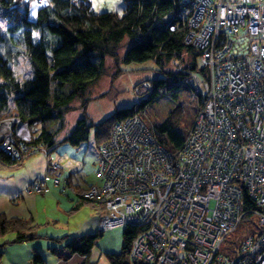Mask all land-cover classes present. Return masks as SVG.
I'll return each instance as SVG.
<instances>
[{
    "label": "built area",
    "instance_id": "1",
    "mask_svg": "<svg viewBox=\"0 0 264 264\" xmlns=\"http://www.w3.org/2000/svg\"><path fill=\"white\" fill-rule=\"evenodd\" d=\"M179 1L204 69L183 80L200 110L181 147L170 153L140 116L127 117L101 147V185L63 189L103 206L101 231L142 228L130 264H264V0ZM22 125L15 115L0 120V148L24 160L45 154L28 143L18 150ZM58 166L48 165L43 182L61 185ZM27 190L49 188L39 181ZM244 193L258 206V230L230 257L220 249L245 215Z\"/></svg>",
    "mask_w": 264,
    "mask_h": 264
},
{
    "label": "trees",
    "instance_id": "2",
    "mask_svg": "<svg viewBox=\"0 0 264 264\" xmlns=\"http://www.w3.org/2000/svg\"><path fill=\"white\" fill-rule=\"evenodd\" d=\"M45 3L38 9L36 18L31 19L30 0H0V18L5 17L9 22L8 34L0 28V44L6 41L8 45L6 54L0 53V120L15 115L20 118L21 123L27 125L29 139L13 134L18 150L27 143L41 147L54 144L56 132L42 125L37 133L36 124L55 118L63 119L74 99H80L81 106L86 108L89 102L87 92L106 73L107 57L113 60V78L123 71L122 63L147 60H153L158 69L165 73V76L154 79L152 83L147 81V87L152 89L148 91L145 102L155 100L160 87L166 86L169 90L173 86H184L188 89L183 80L192 72L204 71L198 64L201 50L185 40L187 28L178 16L181 8L179 0H126L127 5L122 14L112 11L96 12L89 0H47ZM2 9L4 12H1ZM124 42L127 49L120 57L119 49ZM19 43L24 45L33 69V76L23 80L15 75L10 64L15 56L10 44ZM18 54L17 51L16 55ZM12 95L13 110L9 108V98ZM199 110L198 103L196 114ZM173 114L163 122L151 124L144 120L136 106L117 110L98 124L89 122L85 115L78 119L67 140L79 144L88 138L91 126H98L97 138L103 143L117 122L138 115L153 131L163 148L174 154L181 147L192 125L184 130L178 129L171 118ZM3 139L2 135L0 144ZM23 161L17 155H9L0 148V168L19 166ZM48 165L52 166V163L49 161ZM52 170L50 168L51 172ZM65 183L72 186L68 181ZM86 188L75 189L80 193ZM83 203L103 208L82 196L74 208ZM242 208L245 215L234 232L242 231L256 217L255 210L258 206L246 193L243 195ZM39 226L41 224L34 217H9L0 214V239L13 236L12 239L0 242V264L6 244L23 243L41 237L37 233ZM141 231L142 228L135 225L123 228L122 251L108 254L113 264H130L127 253L133 239ZM255 232L254 229L249 235ZM101 235L102 231L99 229L54 239L63 243V247L70 252L88 257ZM235 243L234 241L228 247L227 253L221 252L234 256L242 242L238 246ZM31 261L33 264H46L36 247L32 248Z\"/></svg>",
    "mask_w": 264,
    "mask_h": 264
},
{
    "label": "rangeland",
    "instance_id": "3",
    "mask_svg": "<svg viewBox=\"0 0 264 264\" xmlns=\"http://www.w3.org/2000/svg\"><path fill=\"white\" fill-rule=\"evenodd\" d=\"M20 1V0H18ZM96 12L112 11L122 14L126 8V0H89ZM35 0H30L29 18L35 19L38 9L44 6ZM9 22L5 17L0 18V28L7 32ZM246 44V41L244 42ZM15 56L10 64L13 67L15 75L23 80L26 77L33 76V69L29 58L25 52L23 44H10ZM8 45L5 42L0 44V53L6 54ZM127 49L126 42L119 49L122 57ZM19 52L18 56L16 52ZM106 73L94 84L87 92L89 102L86 108L81 106L80 99H74L71 102V109L62 118H55L43 123H37V133L40 132L42 125L48 130L56 132L54 144L43 146L47 161L53 164H60L62 171L61 185L56 186L51 180L49 182L52 192H43L37 202L38 220L42 224L37 232H54V235L64 236L73 235L82 228L84 230H93L90 217L94 215L93 206L89 203H83L78 208H74L80 196L77 191L71 188L63 190V184L66 178H69L72 184L80 186H89L92 184L101 185L97 177V167L100 158V151L103 143L97 140V127L91 126L90 133L86 140L79 144H73L67 137L73 130L76 122L85 115L88 121L98 124L109 118L115 111L136 106L139 108V114L144 120L151 123H159L171 117L180 130L190 128L194 116L198 109V101L192 100L189 90L184 86H173L167 89L166 86L159 88L158 97L150 102H145L148 91L152 88L147 87V81L153 82L154 79L165 76L160 71L153 60L144 62L122 63V72L115 78L112 74L115 72L113 60L106 58ZM172 68V67H171ZM173 69V68H172ZM200 77L201 74L197 73ZM9 108L14 109V96L9 98ZM43 157V156H42ZM58 162V163H57ZM59 168V166H58ZM72 187V186H71ZM74 188V187H73ZM102 216V215H101ZM82 227V228H80ZM246 229H249L246 231ZM258 230L257 218L254 217L242 231L232 232L221 245V251L227 253L229 246H238L245 240L251 231ZM94 231V230H93ZM123 226L103 231L100 242L102 245H116L121 249ZM80 233V234H82ZM36 246L40 240L38 238L28 241ZM47 245L52 241H45Z\"/></svg>",
    "mask_w": 264,
    "mask_h": 264
},
{
    "label": "crops",
    "instance_id": "4",
    "mask_svg": "<svg viewBox=\"0 0 264 264\" xmlns=\"http://www.w3.org/2000/svg\"><path fill=\"white\" fill-rule=\"evenodd\" d=\"M21 132L24 139H29L30 134L26 124L21 126ZM1 136L2 132L0 129V138ZM18 136L21 137L20 135ZM47 160L45 154L37 152L26 158L19 166L0 168V214H5L9 217H34L35 220L41 224L38 220L39 214L37 211V202L41 198L39 195L44 191L27 190V188L33 186L34 183L41 181L42 186L48 187L49 193L52 192V187L49 185V182L51 181L45 183L42 180L48 169L49 163ZM58 165L59 168L53 172L60 175V178H63L62 171L59 170L61 166L59 163ZM66 181L75 188L78 187L81 189L88 187L74 185L69 178H66ZM92 208L94 209V215L90 217V221L92 222L93 227H95L93 230L96 231L100 229L101 215L104 210L98 205ZM82 229L80 231H82ZM93 230H84L85 232L83 233L94 232ZM80 231L73 235L82 233ZM37 233L41 235V237H38L40 242L36 246L31 245L29 242L6 244L3 247L1 264H33L31 261L33 247L38 248L39 252H41L44 257L46 264H113L108 254L120 253L122 251V245L121 249L116 245H111L109 243L102 245L100 243L102 241H100L99 238L97 245L92 249L90 255L86 257L77 252H70L67 248L63 247V243L54 239L61 236L54 235V232L52 231H42V233ZM102 235L100 237H102ZM12 237V235H8L4 239H12ZM4 239H0V242ZM45 241H52V243L47 245L44 243Z\"/></svg>",
    "mask_w": 264,
    "mask_h": 264
}]
</instances>
